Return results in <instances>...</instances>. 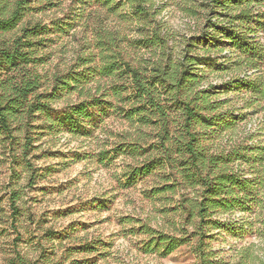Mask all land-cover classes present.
<instances>
[{
    "label": "trees",
    "instance_id": "16d2710c",
    "mask_svg": "<svg viewBox=\"0 0 264 264\" xmlns=\"http://www.w3.org/2000/svg\"><path fill=\"white\" fill-rule=\"evenodd\" d=\"M70 1L80 11L77 17L87 12L93 20L97 52L88 44L90 51L77 58L72 68L50 77L40 69L55 40L51 36L67 34L75 25L32 19V0H0V140L10 144L23 140L21 154L28 162L37 120L44 117L52 128L58 123L79 132L97 109L121 111L134 132L117 152L138 161L127 174L128 186L160 172L162 185L151 190V197L176 200L170 210L177 218L173 234L141 225L139 232L149 238V252L171 254L189 245L201 264H217L213 261L217 252L206 240L210 232L224 228L236 214L248 230L264 223V140L259 139L264 138V119L256 135L239 137L238 123L247 115L229 110L231 99H221L233 88L248 90L245 108L256 106V112L257 107L264 111V42L260 37L264 0H197L209 12L206 28L213 33L202 34L200 39L206 35L219 44L225 42L219 52L227 54L216 60L206 57L209 51L199 55L185 49L176 54L159 19L164 6H157V0ZM46 2L53 6L55 1ZM191 10L187 12L192 17L195 12ZM111 16L139 25V38L130 41L120 28H109ZM143 50L145 54L139 55ZM228 57L233 60L231 67L244 70L221 85L207 83L199 66L210 62L226 70ZM104 78L111 80V86L97 81L93 94L88 84ZM74 91L85 98L54 119L53 104L62 94ZM227 133H231L229 138ZM18 199L14 191L10 200L15 219L21 214ZM94 246L85 243L80 250L92 252ZM7 264L41 263L17 254Z\"/></svg>",
    "mask_w": 264,
    "mask_h": 264
},
{
    "label": "rangeland",
    "instance_id": "374dc122",
    "mask_svg": "<svg viewBox=\"0 0 264 264\" xmlns=\"http://www.w3.org/2000/svg\"><path fill=\"white\" fill-rule=\"evenodd\" d=\"M54 1L52 6L46 0H32V19L45 23L63 20L75 27L67 34L51 36L55 40L46 50L45 64L40 69H45L50 77L55 72L68 71L77 63V58L90 50L97 52L93 20L88 13L77 17L80 11L70 0ZM157 6H164L159 19L165 23L169 45L176 54L185 49H193V53L199 55L209 51L206 57L215 60L220 54H227V51L219 52L225 42L219 44L206 35L200 39L202 34L212 31L206 28L209 12L200 7L197 0H157ZM189 10L195 12L192 17ZM260 10L264 11V5ZM106 25L120 28L130 41L138 39L141 33L139 25L114 16ZM260 37L264 42V32ZM88 44L90 50L86 48ZM142 53L145 54L144 50L138 52ZM228 59L226 70L210 62L199 66L207 83L221 85L244 70L231 67L233 60ZM97 81L103 87L111 86L107 78L91 82L88 87L93 94L98 89ZM248 97V90L234 88L221 96V99H231L229 110L237 109L247 115L238 123L236 134L239 137L249 133L256 135L264 119L262 108L257 107L258 112L256 106L245 108ZM84 98L76 91L62 94L53 104L52 117L57 118ZM34 125L28 162L23 161L21 154L23 140L21 144L0 140V264H7L17 254L41 264H45L46 259L47 264H201L189 245L171 254H164L162 250L149 252V238L139 232L141 225L173 234L177 218L170 210L176 200L151 197V190L162 185L160 172L128 186L127 174L138 161L117 152L131 140L130 134L134 132L121 111L97 109L96 114L85 121L86 129L79 132L58 123L52 128L44 117ZM230 134L227 133L226 138ZM14 191L19 193L17 204L21 208L17 219L12 216L10 200ZM231 218L232 222L210 232L211 236L206 238L217 252L213 261L264 264V223H255L248 230L247 223L239 222L240 214ZM243 226L245 230L241 229ZM85 243H94L96 250L81 251Z\"/></svg>",
    "mask_w": 264,
    "mask_h": 264
}]
</instances>
